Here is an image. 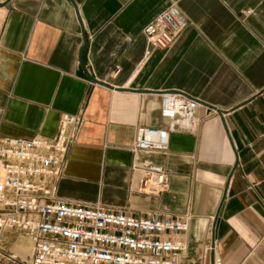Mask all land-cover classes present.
I'll return each mask as SVG.
<instances>
[{
    "label": "crops",
    "instance_id": "1",
    "mask_svg": "<svg viewBox=\"0 0 264 264\" xmlns=\"http://www.w3.org/2000/svg\"><path fill=\"white\" fill-rule=\"evenodd\" d=\"M173 5L186 27L154 49L142 31ZM167 92L198 102L193 125L134 156L137 129L168 125ZM81 111L58 198L190 213L179 264H264V0H0V135L52 138ZM134 163L161 166L167 191L141 192ZM32 246L4 233L0 264H29Z\"/></svg>",
    "mask_w": 264,
    "mask_h": 264
},
{
    "label": "built area",
    "instance_id": "2",
    "mask_svg": "<svg viewBox=\"0 0 264 264\" xmlns=\"http://www.w3.org/2000/svg\"><path fill=\"white\" fill-rule=\"evenodd\" d=\"M186 24L173 5L142 33L150 47L165 50ZM198 107L196 100L182 93H163L160 117L168 125L137 129L132 154L166 153L170 135L188 130ZM83 125L81 111L62 115L52 138L0 135V243L9 231L30 239L29 264H179L185 251L181 237L189 231L190 213L177 218L161 213L134 217L101 205L70 203L57 197L68 155ZM132 169L142 173L141 192L159 196L167 191V174L161 166L134 163ZM6 259L15 260L12 256Z\"/></svg>",
    "mask_w": 264,
    "mask_h": 264
},
{
    "label": "bare ground",
    "instance_id": "3",
    "mask_svg": "<svg viewBox=\"0 0 264 264\" xmlns=\"http://www.w3.org/2000/svg\"><path fill=\"white\" fill-rule=\"evenodd\" d=\"M24 246V245H23ZM28 253V252H27Z\"/></svg>",
    "mask_w": 264,
    "mask_h": 264
}]
</instances>
